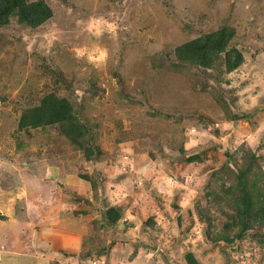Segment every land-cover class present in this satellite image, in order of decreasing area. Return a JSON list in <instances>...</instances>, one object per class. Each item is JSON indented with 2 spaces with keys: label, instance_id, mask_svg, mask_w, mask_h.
<instances>
[{
  "label": "rangeland",
  "instance_id": "1",
  "mask_svg": "<svg viewBox=\"0 0 264 264\" xmlns=\"http://www.w3.org/2000/svg\"><path fill=\"white\" fill-rule=\"evenodd\" d=\"M26 1L51 16L0 25V264H264V0ZM223 27L233 72L187 49ZM55 97L92 138L21 126Z\"/></svg>",
  "mask_w": 264,
  "mask_h": 264
},
{
  "label": "trees",
  "instance_id": "2",
  "mask_svg": "<svg viewBox=\"0 0 264 264\" xmlns=\"http://www.w3.org/2000/svg\"><path fill=\"white\" fill-rule=\"evenodd\" d=\"M19 16L21 21L31 26H37L45 22L51 16V11L44 1L27 3L26 0H0V25L7 23L12 16ZM231 33L228 28L205 35L187 45L191 54L198 56L201 67L211 69L218 61H223L228 72H233L244 63V57L238 49L228 48V37ZM181 51V49H179ZM224 55V57H222ZM47 104L48 108L45 107ZM44 107L28 110L21 122V126L31 125L33 128L58 124L61 131L77 145L83 143V138L90 135V130L85 129L76 116L71 115V104L66 99L49 98ZM88 153H92L88 150ZM245 194V192H244ZM246 197V194H245ZM250 200H242L231 215L232 225L238 232L233 238L245 237L247 230L251 228V222L257 215L250 213ZM229 239V238H228ZM191 264H194L192 262Z\"/></svg>",
  "mask_w": 264,
  "mask_h": 264
}]
</instances>
